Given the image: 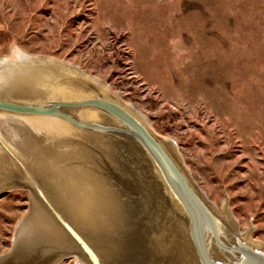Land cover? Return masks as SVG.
<instances>
[{
  "label": "rangeland",
  "instance_id": "obj_1",
  "mask_svg": "<svg viewBox=\"0 0 264 264\" xmlns=\"http://www.w3.org/2000/svg\"><path fill=\"white\" fill-rule=\"evenodd\" d=\"M18 50L104 81L264 241V0H0V58ZM28 208L0 197V255Z\"/></svg>",
  "mask_w": 264,
  "mask_h": 264
},
{
  "label": "water",
  "instance_id": "obj_2",
  "mask_svg": "<svg viewBox=\"0 0 264 264\" xmlns=\"http://www.w3.org/2000/svg\"><path fill=\"white\" fill-rule=\"evenodd\" d=\"M17 52L20 59L0 58V78L29 64L48 81L46 93L32 95L8 91L0 80V197L15 190L29 195L0 264L70 258L78 264H264V241L255 238L254 221L242 229L228 195L220 206L209 199L175 141L158 134L104 81L59 59ZM12 122L52 123L65 133L51 134L54 141L92 152L91 169L102 177L95 174L101 181L96 191L105 204L92 217L91 230L66 209L73 202L72 183L45 181L16 143L22 142L7 132ZM60 189L65 198L57 195ZM34 208L44 222L37 224Z\"/></svg>",
  "mask_w": 264,
  "mask_h": 264
},
{
  "label": "bare ground",
  "instance_id": "obj_3",
  "mask_svg": "<svg viewBox=\"0 0 264 264\" xmlns=\"http://www.w3.org/2000/svg\"><path fill=\"white\" fill-rule=\"evenodd\" d=\"M15 58H21L18 52L14 54L12 59L15 60ZM15 68V70L7 71V73L1 75L0 80L6 81L8 86L5 89L32 95L46 93L42 90L44 82L48 81L45 75H41L37 70L35 72V69L29 64ZM7 130L11 137H16L22 142L21 144L16 141L23 150L24 155L30 161H35V166L48 184L59 186L68 182L72 183H70L72 188L70 200L73 202L67 203V206L65 205L66 209L80 224L91 230L93 228L92 217L101 214L98 209L101 210L105 204L103 200L99 201V192L96 191L102 177L96 172L94 173L93 168L91 169L95 165L92 152L71 142L60 143L54 141L53 137L55 135L62 138L65 133L60 132L57 126L52 125V123L34 122L29 126H23L21 123L12 122L8 125ZM40 133L43 135L41 136ZM81 161L84 163L79 164ZM95 174L100 179L97 180ZM59 194L62 197L64 195L62 190L61 193L57 192V195ZM34 215L37 224L44 222V215L38 208H34Z\"/></svg>",
  "mask_w": 264,
  "mask_h": 264
}]
</instances>
